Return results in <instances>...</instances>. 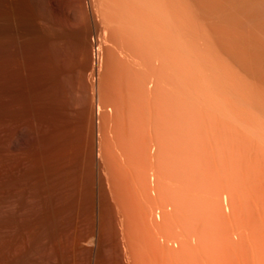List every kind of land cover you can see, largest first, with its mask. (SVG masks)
I'll use <instances>...</instances> for the list:
<instances>
[{"label": "bare ground", "instance_id": "6f19581e", "mask_svg": "<svg viewBox=\"0 0 264 264\" xmlns=\"http://www.w3.org/2000/svg\"><path fill=\"white\" fill-rule=\"evenodd\" d=\"M94 1L106 42L74 39L94 77L76 151L113 215L93 190L75 217L33 194V160L61 174L75 142L68 3L0 0V264H264V0Z\"/></svg>", "mask_w": 264, "mask_h": 264}, {"label": "rangeland", "instance_id": "374dc122", "mask_svg": "<svg viewBox=\"0 0 264 264\" xmlns=\"http://www.w3.org/2000/svg\"><path fill=\"white\" fill-rule=\"evenodd\" d=\"M66 3H68V5H67V13H68V15H69V18L67 19V25H68V27L70 28V30H71V32L70 33H68L65 37H66V39L65 40H68V42H67V45L66 46H68L67 48H65V51L67 50V52H66V54H67V59H66V61H65V63H64V66H63V78H62V86H63V90H62V94H64V98L62 97V103H63V101L65 102V103H63V105H64V107H66L65 109H66V113L67 114H69L70 112V114L69 115H67V117H68V122L70 121V122H72V120H73V117H75L74 118V120H76V121H74L73 120V123H71V124H74V126H76V124L78 123V120H79V116L82 114V113H84L85 111L84 110H86L87 109V105H88V102H87V100H88V98H89V96H88V87H87V84L86 83H88V82H90L94 77H91V75L89 74H87V75H85V77L84 76H81V75H79L78 74V72H77V69H76V63H75V59L78 57H80V56H84V51H82L81 49H80V47H79V45L76 43V42H74V39L76 40H84V39H86V40H88V41H93V42H99V43H102V44H104V42H106L105 40H106V35L104 34L105 32L101 29V31H99V32H94V30H92L93 28H92V26H91V24L89 23V20H88V18H87V16H86V11L87 10H89V7H91V5L92 6H94L93 5V2H95L94 0H64ZM86 6V7H85ZM85 9H87L86 11H84ZM43 13H44V15L45 16H47V17H49V16H51V11H50V9L49 8H47V7H45V9H44V11H43ZM52 17V16H51ZM50 17V18H51ZM102 32V33H101ZM54 36L52 33L51 34H49L48 36V40H52V36ZM55 37V36H54ZM53 37V38H54ZM30 38V39H29ZM38 39H43V38H41L40 36H38V35H34L33 36V34L31 35V37H30V34L28 35V37H27V39L26 40H38ZM56 39V37L53 39V40H55ZM45 40V39H44ZM57 40V39H56ZM39 44V42L37 43L36 42V47L38 48V45ZM38 45V46H37ZM108 45V44H107ZM100 54H101V51H100V53H99V56H100ZM93 58L94 59H96L97 57H98V55H97V53H96V51H94V53H93ZM119 57H120V55H119ZM117 58H118V56H117ZM89 78V79H88ZM28 88H31L30 86H28ZM29 93H30V89H29V91H28ZM31 94V93H30ZM86 108V109H85ZM110 108L111 107H108V109L110 110ZM68 109V110H67ZM112 109V111H113V108H111ZM72 110V111H71ZM70 111V112H69ZM83 111V112H82ZM69 112V113H68ZM81 112V113H80ZM28 113H31V112H27V114H25L24 116H22L23 118H21L23 121H20L21 122V124H20V132H21V134H23V136H25V138H27L28 136H30L29 134H31V132H30V121H31V124H32V119L30 120V117H32V116H30L29 117V115L30 114H28ZM26 115H28L27 117H26ZM73 116V117H72ZM25 117V118H24ZM78 117V118H77ZM24 119L27 121L26 123L24 122ZM72 119V120H71ZM76 122V123H75ZM25 123V124H24ZM30 125V126H29ZM108 125H110V127H112V123H109V121H108V123H107V128H105V132H104V135L105 134H107V136H105L106 138H107V140H108V137H109V140H110V138L112 137V135H111V137H110V134H111V129H110V127H108ZM109 128V129H108ZM76 130H75V133H74V138L72 137V139L75 141V142H73L72 141V143H71V141H70V143L72 144V146H73V144H74V146L72 147L71 146V151H69V152H77L78 153V155L77 154H75V156H76V158H74L75 156H74V154L72 155L71 153L70 154H68V155H70V156H67V158L66 159H68L69 160V163H70V161H72L71 162V164L69 165V163H68V161H66L65 162V165H64V170H62V171H60L59 173H61V174H57V172H55V169H54V167H52L51 168V166H53L49 161H50V155H49V153L50 152H48V153H46V154H48V155H46L45 154V158H43V160L44 159H46V160H49L48 161V166H49V170L48 171H52V170H54V172H48L47 170H45V169H47V161H43L44 163H43V166H41L42 164L40 163V162H42V161H39V162H37L36 160L34 161L33 160V162H36L34 165H36L35 167H36V169L37 170H35V167H34V165L32 164L31 165V163H30V165H31V167H32V169H30L31 167H29V174H30V172H31V174L33 175L34 174V172H35V174L32 176V175H30V186H31V189L33 190V194H35L34 192H36V195H35V197L38 195V193H39V190H41L40 192H41V194H39V195H42L43 196V194L45 195L43 198H41L42 196H39L38 197V200H45V198L47 199L48 197L50 198V195L49 194H51L52 196L53 195H55V196H51V198H52V200H51V198L49 199L48 198V200H46V201H53L54 199H55V201H60L59 203H61V204H63V202H65L63 205H66V207L68 206V207H70V208H66V211H68V212H66L68 215H69V217H75L76 215H77V211H78V206L80 205V203L82 204L83 202L84 203H87V201L89 202V199L91 198V196L90 195H92L93 193H94V195L95 196H97V197H99V199H100V201H101V204H102V208H103V210L105 211V215H107V216H112L113 215V212H112V210L110 209V206L108 205V203H106V200H110L111 201V203L112 204H114V200L116 199V197H115V195H114V192L112 191L113 190V186H112V183H111V181L109 182V181H107L106 183H107V188L111 191V195L109 194V196L108 195H105L103 192H102V190H100L99 188H98V186H97V183L94 181V182H92L91 183V181L88 179V177H86V174L87 173H85V169H84V167H82V166H84V163L82 164V158H81V156H79V155H81V153L79 154V152H81L80 150H82V144H83V140H82V138L81 137H83V136H81L82 135V133H81V131L79 132V128H78V126H76V128H75ZM77 130H78V132H77ZM109 130V131H108ZM77 132V133H76ZM107 132V133H106ZM29 133V134H28ZM81 133V134H80ZM28 134V135H27ZM80 135V136H79ZM27 136V137H26ZM98 136V135H97ZM80 137V138H79ZM29 138V137H28ZM27 138V139H28ZM71 139V140H72ZM96 139L98 140V137H96ZM78 140V141H77ZM79 140H81V142L80 143H78L79 142ZM81 147H80V146ZM109 145H111L110 144V141H109ZM75 147V148H74ZM78 148L80 149L79 151H76V150H78ZM109 149V153H111L110 155V157L112 158V159H115V157H116V153L118 154V157H119V159L120 158H122L121 156H120V154H119V151H120V149H118V148H113V150L112 149H110V148H112V145H111V147L109 146L108 147ZM117 149H118V151H117ZM72 150H74V151H72ZM111 151V152H110ZM77 156H79L78 157V160L80 161V163H79V161H76L77 160ZM115 156V157H114ZM49 157V158H48ZM74 158V160H75V162H73L74 160H72ZM71 159V160H70ZM123 159L124 158H122V159H120V160H122L123 161ZM78 162V163H77ZM38 163H40L41 165H39V166H41V167H37V164ZM49 163H50V165H49ZM72 163H73V165H72ZM45 164V165H44ZM66 164H68V166L66 165ZM29 165V166H30ZM72 165V166H71ZM66 166V167H65ZM70 166V167H69ZM34 167V168H33ZM44 167H46V168H44ZM40 168H42V169H40ZM44 168V169H43ZM84 169V170H83ZM30 170H32V171H30ZM35 170V171H34ZM138 170V171H137ZM64 171V172H63ZM132 171V170H131ZM136 171L137 172H139L140 171V169H133V172H131V173H134V174H136L137 175V173H136ZM141 172V171H140ZM139 172V173H140ZM51 173V174H50ZM54 173H56L55 175H54ZM138 173V175H140ZM52 174L55 176H52ZM58 175V176H57ZM34 176H35V178H34ZM60 176V177H59ZM57 177V178H56ZM34 178V179H33ZM86 178L88 179V180H86ZM34 180V181H33ZM31 181H33V182H35V183H33L32 184V182ZM36 183H37V188H38V190H36L37 188H36ZM35 186V187H34ZM138 187L139 186H137L134 190H135V192L137 191V197H141V199L143 198V194L141 195V189H140V187H139V189H138ZM36 188V189H35ZM91 189V190H90ZM98 189V190H97ZM34 190H36V191H34ZM87 190V191H86ZM93 190V193L92 192H90V191H92ZM43 192V193H42ZM61 194H60V193ZM89 192V193H88ZM55 193V194H54ZM58 193V194H57ZM48 194V196H46ZM85 194H88L89 196H85ZM59 195H61L62 197H60ZM57 196V197H56ZM58 196H59V198H58ZM82 196H85V197H82ZM80 197H82V199H80ZM37 198V197H36ZM54 198V199H53ZM58 198V199H57ZM88 198V199H87ZM60 199V200H59ZM106 199V200H105ZM77 200V201H76ZM82 202H81V201ZM75 201V202H74ZM78 202H79V205H78ZM71 204V205H70ZM76 205V206H75ZM73 207V208H72ZM77 209H76V208ZM116 208V207H115ZM116 210H117V208H116ZM74 211V212H73ZM76 211V212H75ZM112 213V214H111Z\"/></svg>", "mask_w": 264, "mask_h": 264}]
</instances>
